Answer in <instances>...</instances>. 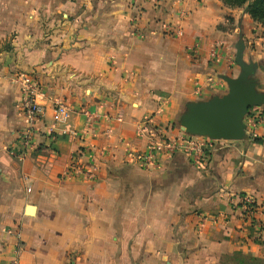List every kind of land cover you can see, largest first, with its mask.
Returning <instances> with one entry per match:
<instances>
[{
  "label": "crops",
  "instance_id": "0c3cea01",
  "mask_svg": "<svg viewBox=\"0 0 264 264\" xmlns=\"http://www.w3.org/2000/svg\"><path fill=\"white\" fill-rule=\"evenodd\" d=\"M240 48L264 95V28L219 0H0V264L263 258L264 123L247 131L264 105L249 109L245 139L221 141L199 165L177 153L145 171L127 157L146 149L137 128L148 118L157 134H186L189 106L227 94ZM17 75L45 107L21 159ZM56 100L65 122L53 120Z\"/></svg>",
  "mask_w": 264,
  "mask_h": 264
},
{
  "label": "built area",
  "instance_id": "2783aa9c",
  "mask_svg": "<svg viewBox=\"0 0 264 264\" xmlns=\"http://www.w3.org/2000/svg\"><path fill=\"white\" fill-rule=\"evenodd\" d=\"M172 35L179 36L181 29L179 25H174L171 30ZM210 59L217 58L215 48H211L208 54ZM14 82L20 86L19 108L24 118L25 126L19 136V159L24 157L25 152L30 147L32 138L40 131V121L45 113V107L38 99L41 96L39 85L26 75H17ZM68 108L61 101H55L53 108V120L55 123L65 122L68 118ZM257 116V115H255ZM259 123H264V117L249 118V129L247 134L251 138L255 137L254 130ZM139 137L148 136V144L144 151L128 152L127 157L138 168L150 171L159 167L162 157H171L174 154H182L189 158L193 163L199 165L206 157L209 150L214 148L223 140H213L208 137L190 136L179 133L175 136H167L163 133H156L153 128L152 118L146 119L137 128ZM224 142V141H223ZM15 153V152H14ZM16 155V153H15ZM72 169L80 173L77 166L72 165ZM237 206L245 213L250 214L255 206L253 199L249 196H240L237 199Z\"/></svg>",
  "mask_w": 264,
  "mask_h": 264
},
{
  "label": "water",
  "instance_id": "95a60500",
  "mask_svg": "<svg viewBox=\"0 0 264 264\" xmlns=\"http://www.w3.org/2000/svg\"><path fill=\"white\" fill-rule=\"evenodd\" d=\"M241 48L235 56L240 72L235 78H224L227 94L188 108L181 118V129L190 136L208 137L213 140L241 141L246 138L244 118L254 107L264 105V95L255 91L253 64H244Z\"/></svg>",
  "mask_w": 264,
  "mask_h": 264
},
{
  "label": "trees",
  "instance_id": "16d2710c",
  "mask_svg": "<svg viewBox=\"0 0 264 264\" xmlns=\"http://www.w3.org/2000/svg\"><path fill=\"white\" fill-rule=\"evenodd\" d=\"M223 6L229 9L242 10L249 16L251 20L257 22L264 27V0H219ZM258 116L251 115L254 120H257ZM225 260L238 259V264H264V259L256 258L253 256L242 255L240 253H233L223 257Z\"/></svg>",
  "mask_w": 264,
  "mask_h": 264
},
{
  "label": "rangeland",
  "instance_id": "374dc122",
  "mask_svg": "<svg viewBox=\"0 0 264 264\" xmlns=\"http://www.w3.org/2000/svg\"><path fill=\"white\" fill-rule=\"evenodd\" d=\"M254 24H257L258 26H260V28H264V27H262L260 24H258L257 22H254L253 20H251ZM243 255V254H242ZM261 259H264V257L263 258H261ZM239 261L240 260H238V259H232V260H225V259H221L220 260V262H219V264H238L239 263ZM243 264H245V263H243Z\"/></svg>",
  "mask_w": 264,
  "mask_h": 264
}]
</instances>
